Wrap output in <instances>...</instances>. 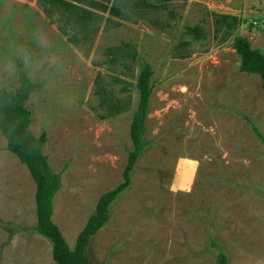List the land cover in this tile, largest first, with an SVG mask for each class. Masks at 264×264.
I'll use <instances>...</instances> for the list:
<instances>
[{"label": "rangeland", "instance_id": "374dc122", "mask_svg": "<svg viewBox=\"0 0 264 264\" xmlns=\"http://www.w3.org/2000/svg\"><path fill=\"white\" fill-rule=\"evenodd\" d=\"M170 9L176 15L162 13L171 24L164 31L121 21L75 45L36 0H0V87H18L22 71L35 84L26 102L30 128L47 132L44 153L62 182L52 220L73 248L98 198L122 180L138 101L133 87L119 94L113 85L132 104L99 119L106 110L94 95L97 74L110 81L123 70L96 62L106 47L135 45L156 82L149 145L87 257L92 264H217L215 242L228 264H264V143L251 125L264 135V92L259 76L239 70L232 40L213 38L208 13L236 15V34L264 48V0H175ZM198 22L207 40L192 43L190 57L172 58L184 27ZM131 68L137 75L139 64ZM34 195L27 167L0 133V220L9 225L0 226V264H55L50 241L34 231Z\"/></svg>", "mask_w": 264, "mask_h": 264}, {"label": "trees", "instance_id": "16d2710c", "mask_svg": "<svg viewBox=\"0 0 264 264\" xmlns=\"http://www.w3.org/2000/svg\"><path fill=\"white\" fill-rule=\"evenodd\" d=\"M31 1V0H30ZM51 22L57 21L58 30L68 41L79 44L87 41L91 33L109 31L120 26L121 21L138 23L147 21L160 31L171 28L168 19L163 20L162 13L174 17L176 12L170 9L175 0H36ZM212 17L213 38L219 43L232 40V48L239 56V70L246 74L257 75L264 92V48H253L247 37L236 34L241 20L236 15L209 11ZM165 23H164V22ZM183 39L172 49L171 57L186 59L191 56V44H204L207 34L198 22L187 25L182 31ZM187 36L188 38H185ZM104 58L96 65L120 68L117 74H110V81H105L100 73L95 79L94 95L97 104L105 109L99 119H107L121 114L131 106V95L120 98L113 85H121L118 93L126 94L133 87L138 93V101L132 113L129 126L131 148L127 152L122 180L113 189L104 192L97 200L93 212L79 232L74 247H70L59 227L53 222L54 199L62 186L61 174L54 173L44 146L47 132L33 134L30 124L32 112L26 102L35 90L30 76L21 72L20 84L15 89L0 87V133L6 140V149L25 165L35 182L36 225L34 231L46 237L51 243V255L55 264H92L86 255L91 238L106 224L110 218L111 203L125 191L131 182V173L143 154L149 141L146 140V120L150 98L155 87L152 65L143 59L135 45L122 41L120 45L109 46L103 51ZM139 64V72L134 74L131 65ZM250 122V120L248 119ZM255 134L264 143V135L251 123ZM0 226L7 223L0 220ZM218 248L217 264H228L224 250Z\"/></svg>", "mask_w": 264, "mask_h": 264}]
</instances>
